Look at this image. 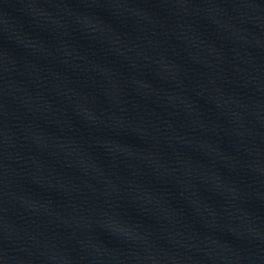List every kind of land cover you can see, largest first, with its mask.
I'll use <instances>...</instances> for the list:
<instances>
[{"label":"water","instance_id":"water-1","mask_svg":"<svg viewBox=\"0 0 264 264\" xmlns=\"http://www.w3.org/2000/svg\"><path fill=\"white\" fill-rule=\"evenodd\" d=\"M0 264H264V0H0Z\"/></svg>","mask_w":264,"mask_h":264}]
</instances>
